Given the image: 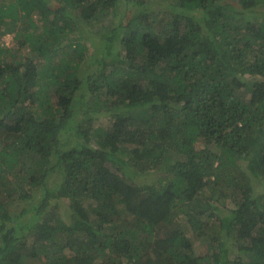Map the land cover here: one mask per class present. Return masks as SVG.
Returning a JSON list of instances; mask_svg holds the SVG:
<instances>
[{
    "label": "trees",
    "instance_id": "obj_1",
    "mask_svg": "<svg viewBox=\"0 0 264 264\" xmlns=\"http://www.w3.org/2000/svg\"><path fill=\"white\" fill-rule=\"evenodd\" d=\"M0 264H264V0H0Z\"/></svg>",
    "mask_w": 264,
    "mask_h": 264
},
{
    "label": "rangeland",
    "instance_id": "obj_2",
    "mask_svg": "<svg viewBox=\"0 0 264 264\" xmlns=\"http://www.w3.org/2000/svg\"><path fill=\"white\" fill-rule=\"evenodd\" d=\"M2 40L8 46L14 45L13 34L7 33L6 35H4L2 37ZM145 107H146L145 105H140L137 108H141L142 110H144ZM110 122H111L110 118L104 117V118H101L96 123H102L103 125H107V124H110ZM112 160L118 161V164L129 165L128 164L129 163L128 158H126L125 155L120 154V153L115 154L113 156ZM108 165H111V163L108 162ZM182 227H183L184 231L186 230L187 235L192 239L196 253L202 254V253L206 252L208 248H210L209 241L207 239L202 240L203 238H200L199 236H197L195 230L192 228V226H190V224L187 222V220L182 221ZM69 253H70L69 250L67 252H65V254H69Z\"/></svg>",
    "mask_w": 264,
    "mask_h": 264
}]
</instances>
